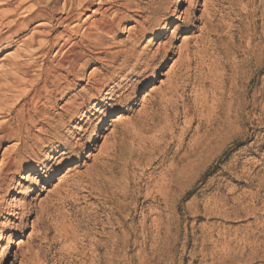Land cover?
I'll return each instance as SVG.
<instances>
[{
	"label": "rangeland",
	"instance_id": "374dc122",
	"mask_svg": "<svg viewBox=\"0 0 264 264\" xmlns=\"http://www.w3.org/2000/svg\"><path fill=\"white\" fill-rule=\"evenodd\" d=\"M46 1L0 0V34ZM102 1L80 19L114 24L74 36V71L58 46L23 57L36 20L1 45L0 129L18 131L0 143V264H264V0H181L173 23L174 0ZM36 160L4 219L8 177Z\"/></svg>",
	"mask_w": 264,
	"mask_h": 264
},
{
	"label": "bare ground",
	"instance_id": "6f19581e",
	"mask_svg": "<svg viewBox=\"0 0 264 264\" xmlns=\"http://www.w3.org/2000/svg\"><path fill=\"white\" fill-rule=\"evenodd\" d=\"M56 1L57 0H47L46 4L43 6V8H40L37 5L31 6L28 9V13L24 14V15H26L25 16L26 18L25 17L24 18H15V19H11L10 21H8L6 26H5L7 28L8 34L5 36L0 34V50L2 49L1 45H2L3 41H7L8 39H11L14 35L15 36H17L18 34L20 35L21 32L25 31L28 28V25H29L28 23L31 20H36L37 22H36L35 26L28 33V35H26V34L25 35L23 34V36L21 35L20 42H23L24 45L26 44L27 47H29V48L34 47L31 50L30 49L27 50V53L23 57H26V56L31 57V55L39 54L36 56V58L41 57L40 59H42V57L47 56L48 51H50L52 48L58 46L57 47L58 49H56V53H60L59 54L60 57L57 60L56 65L58 66L59 69H63L65 67V68H67L68 71H74V67L79 63V60L81 59V57L83 55L82 52L80 51V49L77 48L78 43L76 44V42L74 41V36L76 37L79 35L80 40H83L86 37H88L89 31H91L93 28L104 30L107 28H111L112 25L114 24V22H112V21L107 22L103 18H93L91 21H88L87 18L89 17V15H87L83 20L80 19L81 18L80 15H81L82 10L88 9V5L92 4L93 0H63L60 7H58L56 5V3H57ZM96 1H97L96 4H98V5L104 3L102 0H96ZM42 5H43V3H42ZM173 5L175 7L174 8L175 13H173L169 16L168 23H170V22L173 23L174 21H177L180 18L179 12L181 10V8H180L181 0H174ZM101 7L92 8L91 13L92 14L97 13ZM102 8L103 9L101 10V15H102V17H104L110 7L105 5ZM6 15H8V14H6ZM1 17H3V16H1ZM160 33H162V28H159V30H158V34H160ZM33 45H36V46H33ZM7 54L9 55V52ZM11 57H12L10 59L11 70L6 71V69H5V71L1 75L3 76V78L5 80H7L8 78H12V79H14V82L18 84V83H20V80L18 77L19 73H21L24 70V68L25 69L28 68L27 66L29 64L25 63V61H27V60H24V63H23V61L21 59H19V57H20L19 54L14 53V55ZM28 59H30V58H28ZM29 62H31V61H29ZM43 64H45V63H43ZM39 69H40V72L38 74H40V75H43L44 73H46V75H47V73L48 74L50 73L49 68L43 66L42 64H40ZM36 77H37V75H36ZM9 82H11V81H9ZM0 86L2 87V84H0ZM13 86H14V84H13ZM1 87H0V89L3 88V87L2 88ZM6 88H7V86H6ZM42 88H43V86H42ZM40 91L41 90L39 89L38 92H40ZM11 111L12 112L14 111V117H16L18 114V110H16L15 108H12ZM80 115H82V114H80ZM12 118L13 117H11V119ZM100 123L101 122H99L97 124V129H96V131L93 132L91 139H95L97 137V132L99 131ZM0 126H1V124H0ZM11 126H13V125H11ZM14 127H16V126H14ZM16 130L17 129H14V128L9 127V126L3 130L0 129V143L4 137L14 136ZM38 136L39 135H37L36 139L34 140L36 143L39 141ZM15 139L20 144L26 143V141L23 138H21L20 135L16 136ZM91 139H89V141H91ZM44 141H46V140H42V142H44ZM16 153H17L16 149H14L12 151V154L15 155ZM7 163H10V162H7ZM7 163L3 164V166L8 167ZM41 164H42V162L38 161V160H36V161H25V162L19 164L17 166V168L13 169L12 174L7 179L8 181H10V183H9L8 190L5 194L6 206L3 208L5 210V212L3 213L4 219H8V217H10L12 215L11 212L8 210L9 209L8 207L11 203V199L14 198L13 196L16 194V192H18L20 190L21 187H23V190H22L23 196L31 195L33 193V191L35 190V186H27V184L30 182L31 179H33L30 174L32 172H34V173L37 172L39 170V166ZM5 237H6L5 230H3V228H1L0 229V242H2L5 239ZM12 243H14V242L11 238L10 244H12Z\"/></svg>",
	"mask_w": 264,
	"mask_h": 264
}]
</instances>
